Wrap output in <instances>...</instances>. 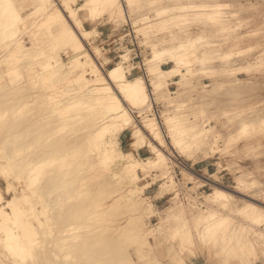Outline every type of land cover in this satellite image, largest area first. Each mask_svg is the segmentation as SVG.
I'll list each match as a JSON object with an SVG mask.
<instances>
[{"label": "bare ground", "instance_id": "obj_1", "mask_svg": "<svg viewBox=\"0 0 264 264\" xmlns=\"http://www.w3.org/2000/svg\"><path fill=\"white\" fill-rule=\"evenodd\" d=\"M40 1L43 2H38L35 7L41 17L40 22L35 25L37 29L35 38L33 37L35 41L32 47H36V50L33 54H28L31 48L20 41V34L34 25L33 22L27 21L30 14L25 16L19 13L13 0H0V50L5 49L7 52L2 61L6 63V68L0 72V86L3 85V89L0 87V93L3 97L6 92H12L18 87L29 86L30 83L35 86L37 83L44 87L45 94H37L36 97L52 101L51 112L56 113L54 118L50 117L48 120H33L28 114L31 124L27 125V120L24 119L27 117L24 114L27 115L30 110L27 109L30 106L28 101L13 106L4 102L5 96L3 101L0 100V153L6 152L0 155L3 158L0 160V174L6 178V192H14L11 198L7 199L0 187V264H137L127 250L128 245L133 243L136 244L135 252L144 264H164L153 250H146V246H150L148 235L152 232L144 229L143 218L153 207L152 203L146 205L144 198L137 199L144 189V186L137 182L140 178L139 171L163 165L168 154L149 140L155 158L150 161L138 159L134 153L122 150L119 135L132 126V145L137 147L147 137L142 128L144 126L155 140L162 144L168 142L156 118L144 116L141 127V124L136 122L133 108L129 106V103L136 108L140 106L138 112H142L144 107H150L147 101L150 97L146 90L147 82L145 83L142 76L130 78L127 75V68L124 66L127 55L104 72L85 47L83 37L88 36L90 30L84 26L78 14V9L84 6L87 16L92 18L105 11L115 13L113 9L123 2L87 0L84 6L75 8L68 0H60L69 10L68 14L61 9L59 0ZM126 1L132 6L134 0ZM158 1L149 0L148 3L151 5ZM122 5L125 10L127 4ZM251 6V3L233 1L173 0L158 7L157 13L161 16V21L156 24L154 34L159 35L163 29L173 28V32L168 31V37L186 39L178 42L173 50L169 47L159 48L156 43L153 45V58L148 62L152 75L150 84L160 90L168 88V80L174 76H179L178 83L184 86L189 76H194L197 72L226 77L223 81L231 80L230 75L248 72L252 64H226L234 53L221 52L216 47L217 43L209 37V33L211 30H217L225 40L242 37L245 34L237 32L245 20L241 16V10ZM69 17L74 22H71ZM140 20L144 30L153 25L148 15H144ZM192 22L201 23L207 33L190 35L187 27ZM254 34H257V31ZM161 37L163 39L164 35ZM45 41L48 45L42 46ZM61 44L74 50L68 64L61 59L58 52L51 54ZM23 58L29 60L21 64ZM164 59L169 61L163 62ZM217 59L223 63L218 66L213 64ZM172 61L175 65L167 68L163 66ZM262 64L264 62L261 61L255 66ZM89 68L92 69L94 78L88 77L91 72ZM7 74L11 84L5 86L2 80ZM21 75L28 77L21 83L16 82ZM20 78L22 79V76ZM69 85L73 86L67 88ZM67 92L70 93L69 96H66ZM168 103L173 104L172 98L168 97ZM184 106L183 101L176 102L175 109L166 110L163 116L169 132L173 135L174 144L179 146L182 153L191 156L194 151L203 150L209 143L213 127L204 126L197 114L194 119L190 118L183 111ZM47 112L44 111L41 116ZM75 116L79 118L76 119ZM74 118L76 120L71 121ZM66 120L74 122L76 127L79 126L77 130L81 126H89L88 130L85 129L87 132L79 138L74 132V124L71 125H74L73 134L76 137L71 135L72 129L71 132L68 131L73 138H78V143L85 145L81 146L83 149L75 146L76 148L69 150V146L78 143H73L75 139L72 141L71 137L70 140L66 136L67 133L64 135L68 141L55 143L60 132H64L66 126L71 123L69 121L67 124ZM54 123L58 126L57 130L59 129V132L55 131L56 135L59 134L57 136H53L55 132L49 129ZM4 132H7L6 136L2 134ZM252 133H264V118L256 122H242L239 131L228 138L226 145ZM219 138L220 134L214 136L211 141L212 149ZM121 160L124 161L121 170L114 171L111 179L119 177L120 180H127L135 186L130 187L127 193L119 195L115 193L122 188L97 194L95 186H103L108 180L97 182L95 179L103 172H109ZM165 177L173 184L174 179L169 175V171ZM238 184H248L246 176H241ZM207 196L211 203L194 221L207 227L212 236H216L230 224L231 213L225 206L228 203L234 206L233 197L232 193L223 187H218ZM35 201L41 203V208H36ZM215 203L218 206H215ZM256 203L244 201L238 205L237 212L241 214L242 220L246 221V226H242V234L236 238V244L227 250L230 251L229 254L239 255L245 263H250L257 257L258 247L264 248V229L254 226L255 223L264 222V207ZM122 207L129 211H138V215L129 217L128 226L124 230H117L116 234L111 230V234H106L110 229L107 225L108 215L116 213ZM176 208L178 212L183 213L186 206L180 202ZM179 218L182 219V214ZM189 234H192V225H188L181 232L183 238L188 239ZM252 234L257 235L261 241H252ZM229 237L226 239L227 243L232 239ZM193 242V238L188 241L189 245ZM183 247L181 245L180 250L175 249L174 254L170 253L173 260H176L174 264H187L179 254ZM168 249L171 251L173 248ZM226 261L225 259L222 264H229L225 263Z\"/></svg>", "mask_w": 264, "mask_h": 264}, {"label": "rangeland", "instance_id": "obj_2", "mask_svg": "<svg viewBox=\"0 0 264 264\" xmlns=\"http://www.w3.org/2000/svg\"><path fill=\"white\" fill-rule=\"evenodd\" d=\"M46 1L47 0H45V2ZM86 1L87 0H68L75 8L84 6ZM145 1L146 0H134L131 3L132 6H130L126 0H121L125 5L127 4L125 10L122 5L123 3H120L118 7L113 9L115 13L105 11L103 14L93 18L87 16L85 6L78 9V14L83 20L84 26L90 30V34L83 37L85 47L96 59L97 64L104 72L124 59V55H127L128 59L124 61V66L127 68V75L130 78L142 76L145 83L147 82L148 87L146 90L150 95L147 101L150 107H144L142 112H138L140 106L136 108L130 103L129 106L133 108L132 112H134L133 114L137 117L136 122L139 125L141 124V127L144 123V116L149 115L150 117L156 118L168 142V144H162L155 140L144 126L142 128L147 137L143 143L137 147L132 145V126L126 128L119 135V142L122 150L124 152L134 153L135 157L138 159L150 161L155 158V153L152 147L149 146V140L155 145H159L166 155L168 154L167 160L163 165L151 167L147 171H139L140 178L137 183L140 186L143 185L144 189L139 193L137 199L142 200L144 198L143 202L146 205L152 203L153 207V210L149 211L143 218L144 229L147 231L151 230L152 232L148 235L150 246H146V250H153V252L157 254L158 259L164 264H174L176 262V260H173L170 256V253L172 252V254H174L173 251L175 249L180 250L181 245L184 247L179 254L184 258L187 264H222L225 259L227 260L225 263L229 264H264V248L258 247V255L256 258H253L250 263L242 262L239 255H232L229 254L230 251H227L228 247H232L236 244V238L242 234V226H246V221L242 220L241 214L237 212L238 205L243 204L244 201H252L255 203L257 202L256 204L260 207H264V133H259L258 135L254 133L243 135L229 145H226L228 138L239 131L242 122H256L264 118V64L255 66L258 62H264V0H220L242 4L251 3L252 6L250 8L241 10V16L245 20H243L242 25L237 30V32H243L245 35L225 40L220 36L221 32L217 30H211L209 33V37L217 43L216 47H218L221 52L232 51L234 53L228 59L227 63H225L232 66L252 64L253 66L248 72L230 75L229 79L231 80L228 81H223L226 77H220L215 74L208 75L207 72H197L194 76H189L184 86L178 83L180 77L174 76L168 80V88L165 87L160 90H156V88L150 84L152 75L148 62L153 58V45L156 43L159 48L169 47L173 50L178 42L186 39V37H177L174 39L173 37H168V31L170 30L173 32V28L163 29L159 35L154 34L156 24L161 21V16L157 13V8L167 5L173 2V0H159L151 5L148 3L149 0H147V2ZM183 1L189 2L190 0ZM38 2L42 3L43 1L13 0L17 11L25 16L30 14L27 21L29 23H34V25L29 26L25 32L20 34V41L26 47L31 48L28 50V54H33L36 50V47H32V45L35 41L34 33L37 29L35 25L37 22H40L41 19L35 9L39 4ZM58 3L59 5L61 4V9L69 14V10L63 2L59 0ZM144 15H148L152 19L153 24L146 30L142 28L143 24L140 20ZM68 19L74 22L71 17ZM187 29V31L191 33L190 35L207 33V29L202 27L199 22H192ZM78 30L80 29L78 28ZM252 31H257V34H254ZM163 35L164 38L162 39L161 36ZM42 44V46L48 45L47 41ZM57 52L65 63L68 64L71 62V56L74 53L71 47L61 44L54 52H51V54ZM6 53L5 49L0 50V72L6 68V63L2 62L4 61V55H6ZM28 60L27 58H23L20 62L24 64ZM165 61L169 60L164 59L163 62ZM212 63L218 66V64L223 62L217 59ZM173 65H175L173 61L168 64H163L166 68ZM91 70L92 69L89 68V71ZM21 76L22 79L20 78ZM21 76H18L16 82L21 83L28 77L24 75ZM94 76L92 71L89 72L88 77L94 78ZM5 77L6 78L2 80V82L5 83V86L10 85L11 81L9 74ZM30 84L29 86L25 85L18 87L12 90V92H6L5 95L3 94L5 96L4 102L13 106H18L22 102L28 101L30 106L27 107V109H30V112L26 110L28 112L27 115L24 114V116L27 118L23 117L25 121L27 120V125L31 124V121H28V114L33 120L37 118H44L46 120L50 119V117L54 118L56 113L54 114V112H51L52 101H45L42 100L41 97H36L37 94L42 95L44 93V87L37 83H35V86L33 83ZM73 85H69L67 88ZM2 86L0 87L3 89ZM74 86H76V84ZM0 92H2V90ZM69 95L70 93L67 92L66 96ZM4 96L2 97L1 94L0 100H2ZM168 97L172 98L173 104L170 105V103H168ZM147 101L146 103H148ZM179 101L185 103L183 111L187 113L190 118L194 119V115L197 114L199 121L203 122L204 126L213 127L210 132L209 143L204 146L203 150L194 151L195 153H192L191 156L182 153L179 150V146L174 144L173 135L169 132L168 124L163 116L166 110L175 109V103ZM44 111L48 112L41 116ZM75 118L78 119L79 117L75 116ZM75 118L70 120L75 121ZM70 120H66L67 122H65L69 124ZM71 124L75 125L74 122H71L68 125L71 127L68 128V126H66V129H68L67 131L64 129L65 131L63 132L62 130L60 135L57 134L60 140L56 138L57 141L55 143L65 140L67 137L71 140L73 138L72 136H75V134L79 138V136L81 137L87 132H85V129L88 130L87 128H89L88 125H84L85 128L80 125V130H77L79 126L76 127V125L74 126ZM53 125H50V127H52H49V129H53V133L55 131L59 132V129L57 130L58 126L56 124ZM72 126H74L77 131H74V127ZM71 129L72 136L68 132ZM73 131L75 134H73ZM57 132H55L53 136H57ZM6 133L4 132L2 134L6 136ZM217 134H220V138L218 142L213 145L212 149L211 141H213L214 136ZM75 137L72 139V141L75 139L73 143L78 141L76 140L78 138ZM79 144L80 143H78V145L74 144L71 147L69 146L68 149L76 148L75 146L83 149L84 147L81 146L85 145ZM1 154H6V152L0 153V155ZM2 159L3 158L0 157V160ZM123 162L124 161L121 160L117 165H114L109 172H103L101 176L95 179L97 182L102 179L108 180L103 186H95V192L97 194L116 188H122V190L115 193L119 195L120 193H127L130 187L135 186L127 180H120L119 177L111 179L114 171L118 172L121 170ZM167 171H169V175L174 179L173 184L168 182V179L165 177ZM241 176H246L248 184H238V179ZM5 180L6 178L0 174V187L6 198L10 199L14 192H6L7 181ZM18 186L20 187V185ZM218 187H223L232 193L234 206L229 203L225 206V209L231 213L229 217L231 220L228 228L225 231L218 232L216 236H212L207 227L194 221V219H197L198 216L202 214V211L208 208V204L211 203V201L207 195ZM36 202L37 207H35L41 208V203L35 201V203ZM180 202H183L186 206L183 213L178 212L176 208L177 204ZM214 205L218 206L217 203ZM181 214L182 219L179 218ZM134 215H138V211H129L127 208L123 207L122 209H118L116 213L109 214L107 225L110 229L106 234H111L113 231L116 234L117 230L118 232L121 231V229L124 230L128 226L129 217ZM233 217L234 219H232ZM255 224L254 226L264 229V222ZM188 225H192V234H189L187 239L181 236V232ZM155 237H157L156 241ZM228 237L231 240L227 243L226 239H228ZM191 238L194 239V242L189 245L188 241ZM251 239L255 243L261 241V239L254 234L251 235ZM135 247V243L131 246L128 245L127 250L128 253L130 252L129 255L134 260V263L144 264L135 252ZM169 247L173 249L170 251L168 249Z\"/></svg>", "mask_w": 264, "mask_h": 264}]
</instances>
